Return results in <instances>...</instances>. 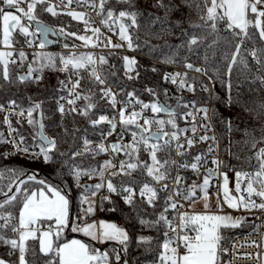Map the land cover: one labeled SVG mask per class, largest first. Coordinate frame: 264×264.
Wrapping results in <instances>:
<instances>
[{
	"label": "snow or ice",
	"instance_id": "6c2138e0",
	"mask_svg": "<svg viewBox=\"0 0 264 264\" xmlns=\"http://www.w3.org/2000/svg\"><path fill=\"white\" fill-rule=\"evenodd\" d=\"M74 2L77 4H89L97 15L101 16V23L107 26L110 31L114 24L118 25L120 41L127 42L129 49L133 48L129 29L138 26V13L136 11L125 9L120 10L117 14L113 8L106 10L105 5L109 3V0H99L98 4L96 0H67L65 7H69ZM61 3H64V0H61ZM116 3L126 4L129 9L134 8L133 0H116ZM22 5H26V7ZM204 5L206 7V15L201 16V20L204 23L202 25H194V27H208L212 32H217L219 26L223 24L224 31L229 32L233 37H239L238 42L235 44V50L230 56L226 53L224 57L228 61L229 74L232 71V67L238 62L247 67L248 60L241 54V49L245 46L246 40H252L257 34L259 39L264 41V0H204ZM156 6L166 9V11L172 10L171 7L163 3V0H157ZM38 7L43 12L50 13L53 16L60 14L57 11L58 6L51 4L49 0H0V29H2V43L6 48L11 49L13 47V33L16 31L25 38V43L28 47L35 45L37 35L42 37L39 44L35 45L40 49H43L48 42L47 36L50 32L57 35L65 34L63 28L55 30L44 24L37 14ZM65 14L71 16L74 20L83 21L86 26L85 31L89 30L90 23L89 19H85V13L68 11ZM25 19L28 22L27 24L22 22ZM33 22L36 25L35 31L30 30ZM249 29L254 31L250 33ZM90 30L93 36L77 35L74 32L68 33V35L75 36L83 41L85 45L97 47L100 42L101 29L91 27ZM93 37H95L96 42H93ZM105 39L107 41L105 46L110 45L112 48L124 47L123 43L113 44L110 37H105ZM199 39V37L193 36L189 41V46L197 45ZM33 55L34 60L28 64L26 74L15 78L20 83H25L29 80L39 83L43 79L45 68L57 69V58L53 55L43 52L33 53ZM249 55L259 65L258 71L264 70V59H262L264 57V48H252L249 51ZM13 57V51H0V65H2L0 78L4 81H12L8 66L9 63L17 64V60ZM18 58V66L23 67V64L28 59L26 52L21 49L18 52ZM123 59L127 78L129 80L138 78V72H136L135 76L131 75L137 63L135 58L125 56ZM106 62L103 56L99 58L100 64ZM96 63L97 61L91 54L79 56L71 54L67 57H59L60 67L58 70L65 72L71 68L73 70L72 74L77 76L75 82H72L70 77L68 83L60 82L62 88L68 91V96H61L60 99L65 100L67 105L70 106L66 110L65 104L58 102V111L62 115L67 111L69 113L78 112L80 115L88 116L89 111L95 107L92 102L93 94H84L78 89H80V81L83 79L80 75V70H86L89 66H93L89 73L90 77L100 85L105 84V80L101 78L95 68ZM164 63H173V60L167 58ZM34 64L38 66L34 67ZM185 67L198 73L205 71L195 67L192 63L185 64ZM152 71H156V69L153 68ZM34 73L39 74L33 76ZM164 79L170 80L173 84L179 83L180 89L187 88L188 91H194L193 86L186 83L187 73L183 74V76L180 73L165 74ZM257 79L264 84V76H258ZM69 84L71 85L70 87ZM100 91L102 93L100 98L107 99L113 109H116L117 104L120 103L121 107L117 110L119 119L117 120L115 115L111 118L101 115L98 120H92L91 123L95 126L106 122L109 125L108 136L116 132L119 124L121 134L117 141L108 145L100 143L95 148L91 146V141L85 139L83 150L73 151L70 158L75 159V157L84 154H99L111 151L117 155L123 153L126 159L120 160L118 166L112 160H106L102 165L103 170L99 171L95 168L81 169L73 166L71 170L73 180L77 187L84 189L82 203L87 204L84 209V215L79 218V222L70 220V201L64 188L52 185L44 179L38 180L36 173L27 174L22 169H0V179L4 178L6 172L15 178L7 185V191L0 187V196L4 197L3 200H0V221H2L0 222V243L9 247V256L18 252V262L12 261L11 264H30V260L27 257L30 252L33 257L36 256V246L35 244L30 246L29 241L38 243L39 253L47 257L45 264H110L108 252H101L100 249L92 244L80 239H72L70 241L62 239L65 229L71 226L72 232H80L85 237L90 238L91 241L101 244L113 241L126 245L129 239L128 233L116 223L103 220H93L90 223L84 222L96 210L94 207L95 201L90 199L87 194L90 193L91 197H95L97 192L105 187V170L109 169H115L110 171V177L122 176L128 179L122 180L118 188L109 178L106 182L108 193L120 195L123 202L132 207L134 211H140V205H147L155 210L158 206L157 202L163 201V211L159 213L155 220L148 221L142 218L139 220L141 225L149 227L162 225L166 229L164 231L165 239L162 244L163 251L160 255V264H217L218 252L224 250L220 247L222 239L221 229L235 228L240 225L243 218H234L231 215L209 214L207 211L205 213L180 212L179 209L183 205L179 203L176 197L195 203L194 198L197 195V190H199V192L203 193L204 209L208 210L210 208V197L208 194L210 177L216 174L222 161L212 159L211 163L216 168H207L202 183L198 184L193 181L185 191L180 188V185L184 182V177L179 174L174 177L171 175L174 170L189 168L199 175V170L203 166L201 161H206L205 153L197 154L193 157V162L189 164L183 160L178 163L177 160L172 158V152H175L176 156L184 158L196 144L205 143L209 140L215 141V136L207 135L211 130L210 122L200 125L205 133L204 135H201L198 139L186 138L181 143V133H186L189 129L179 127L176 111L167 103H161L158 98L153 102L144 103L136 96L134 91L126 93V101H117V93H113L111 88L104 87ZM145 91L156 95L151 88H147ZM89 93H91V90H89ZM164 95L167 96V91H165ZM29 99L31 101V98ZM79 100H84L88 103L84 107L77 109L76 104ZM180 103V101H177L178 105ZM137 105H139V110H137ZM184 106L187 107V105ZM8 107L11 111L4 116V123L11 128L10 116L25 118L27 124L33 129L32 138L35 141L33 145L29 146L25 143V137L22 135L19 136L18 141H8L15 149V152L11 154L22 153L27 154L30 159L42 158L45 163L54 162L55 154L58 152L57 137H49L45 133L46 126L43 122L42 102L31 101L27 109L21 108L19 112L16 111L19 105H17L15 100L10 101ZM4 110V105H0V112ZM145 110H150L154 115L152 117L145 116ZM208 111L206 107H201L197 110L198 113L203 114V120L210 121ZM34 113L39 114V119L34 117ZM160 113L165 114L168 118H159L158 114ZM189 116L192 117L193 121L195 120L193 113L186 112L183 114L185 120ZM17 123H21V120L18 119ZM153 126L156 128L155 131H153ZM228 128L230 131V121L228 122ZM12 131L15 132L17 130L12 129ZM191 131L193 134L197 131L195 124H193ZM125 133L131 136V140L127 143L123 139ZM0 142H4L2 134H0ZM261 143H264V136L259 141L253 139L251 147L255 149ZM32 148H38L39 150L31 151L30 149ZM213 151L214 149L210 145L208 154L213 153ZM142 153L147 154V160L141 158ZM160 153L165 155H158ZM58 154L60 156L69 155L66 152H58ZM8 155L10 154H5V158ZM249 159H255L256 161L254 171L236 172V191L241 192L240 178L245 177L247 180V198L244 195L239 197L230 196L227 186V175L221 173L224 175L223 199L228 207L232 209L239 210L242 206L248 211L253 209L264 211V147H259L254 157ZM66 163L67 161H65ZM134 173L139 176V179L134 178ZM96 175H99L101 183L95 185L80 184L81 177L87 176L91 179ZM25 176L26 179H21V177ZM29 182L39 185V187L34 188ZM170 183L172 187H170ZM14 187L15 191H13ZM9 193L12 194L9 195ZM161 193H163V196ZM253 196L259 198V203L252 198ZM101 199L102 201L108 200L111 202L110 196L107 195ZM217 201L219 208V196H217ZM9 209H15L18 215ZM116 210L115 207L108 209V211ZM169 210L176 211L177 217L169 219L168 215H166ZM177 219L178 223L175 222ZM7 231L13 233L14 237H7L4 234ZM169 233L173 235H169ZM140 240L142 243H150V238L148 237H141ZM253 244L255 245V241H253ZM181 248L184 250L183 253L179 251ZM113 251L115 252V260L119 264L121 259L119 252L115 249ZM0 264H10V262L0 259ZM125 264H127L126 261Z\"/></svg>",
	"mask_w": 264,
	"mask_h": 264
},
{
	"label": "trees",
	"instance_id": "16d2710c",
	"mask_svg": "<svg viewBox=\"0 0 264 264\" xmlns=\"http://www.w3.org/2000/svg\"><path fill=\"white\" fill-rule=\"evenodd\" d=\"M133 3L134 8L129 9L126 4L109 2L105 5V9L113 8L117 14L120 10L125 9L134 10L138 13V26L131 27L129 33L133 41L132 49L138 53L134 58L137 61L136 67L139 69V76L129 80L124 74L125 61L123 57L125 56L121 53L110 52L106 53L107 62L103 64L105 77L115 86L123 87L125 93L134 91L136 96H147L151 102L158 98L164 103H170L164 95L167 90L164 76L168 68L163 64L185 67V64L192 63L195 67L204 68L211 80L216 82L213 116L222 136L224 170H231L235 173L254 171L256 161L249 158L254 157L259 147H264V143L258 144L255 149L251 147L253 139L259 141L264 136V107H262L264 105V84L257 79L258 76H264V70L258 71L259 65L249 55V51L252 48H264V41L259 39L258 34L252 40H246L245 46L241 49V54L247 58L248 66L245 67L238 62L232 67L229 74L228 61L224 57L226 53L230 56L235 50V44L239 37H233L229 32L224 31L223 24L219 26L217 32H212L208 27H194V25L204 23L201 20V16H204L202 0H163L165 5L171 7V11L157 7V0H133ZM57 11L60 14L52 15L50 19L39 16L42 22L52 26L55 30L60 28L65 30V34L60 35V42L57 46L63 44L82 45L76 37L68 35V33L73 30L83 32L84 26L76 24L71 16L66 15L58 8ZM41 12L43 11L41 10ZM249 31L251 33L254 30L249 29ZM193 36L199 37V42L197 45L189 46V41ZM13 45H26L25 38L18 31L13 33ZM167 58H171L173 63H164ZM153 68L156 71H152ZM0 73H2V65H0ZM22 73L9 67L12 81L8 82L0 78V105L8 106L10 101L15 100L19 108L27 109L31 101L42 102L46 135L57 137L58 152H66L69 155L60 156L57 152L52 163L18 156L5 158V154H8V145L2 136L4 142H0V169L13 168L22 169L27 174L36 173L38 180L44 179L48 183L64 188L72 203L71 220L75 221V218L82 214L79 196L82 190L75 185L73 177L70 175L69 165L75 160L71 159L70 156L73 151H76L81 136L98 137L99 126H93L91 121L97 120L110 108V104L100 98L97 82L89 76L85 94H93L92 102L95 107L89 111L88 116L69 112L62 115L57 106L58 74L44 76L39 83L33 80L20 83L15 78L23 75ZM188 78L196 84L194 91H187L186 96L182 99L177 96L171 105L172 107L177 101L181 102L176 109L177 124L180 128L184 127L183 103L190 100L203 102L207 99V93L200 89L205 80L198 75H189ZM147 88L153 89L156 95L145 91ZM158 116L163 119L168 118L163 113ZM34 117L39 119V114L34 113ZM229 121L231 122L230 131L228 128ZM3 122L4 116L0 113V134ZM19 127L20 134L25 137L26 144L33 145L35 143L32 138L33 129L27 123H20ZM155 130L156 128L153 126V131ZM210 145L211 141L198 143L184 158L191 163L197 154H207ZM158 155L163 156L165 154L160 153ZM65 161H67L66 164ZM134 178L139 179V176L136 175ZM13 179L15 178L6 172L4 178L0 179V187L7 191V185ZM21 179H26V176L21 177ZM29 183L34 188L39 187V185ZM246 183L247 180L244 181V185ZM13 191H15V187ZM11 194L9 193V195ZM161 195L163 196V193ZM3 199L4 197L0 196V200ZM254 199L259 203L258 197L254 196ZM111 204L110 207L108 202H103L99 215L107 219H122L123 229L127 231L129 236L126 245L120 244L121 252L116 245H110L114 259L115 252L113 249L119 252L121 257L119 264H125V261L127 264H160L166 229L162 225L152 227L141 225L139 220L141 218L148 221L155 220L163 211V201L157 202L158 206L155 210L147 205H140V211H134L132 207L126 205L117 196L112 197ZM112 207L117 210L108 211ZM9 210L18 215L15 209ZM254 229L255 225L252 221L244 223L238 228L227 230L223 245L225 246L226 242L235 235L249 233ZM4 234L7 237H14L10 231ZM141 237L150 238V243H142ZM33 244L36 246V256L33 257L30 252L27 259L30 260V264H45L47 257L39 253L38 243L29 242L30 246ZM9 251L8 246L0 243V259L9 258L11 262L17 261V253L9 256ZM223 260L224 255L222 254L220 264H223ZM114 264H117L116 260H114Z\"/></svg>",
	"mask_w": 264,
	"mask_h": 264
},
{
	"label": "built area",
	"instance_id": "2783aa9c",
	"mask_svg": "<svg viewBox=\"0 0 264 264\" xmlns=\"http://www.w3.org/2000/svg\"><path fill=\"white\" fill-rule=\"evenodd\" d=\"M202 1L204 3V0H202ZM49 2L52 3L53 5H57L58 6L57 8L59 10H61L62 12H65V13L68 11H76V12L85 13L86 18L89 19L92 27L100 28L101 32L103 34L112 38L114 41H116L118 43H123L124 47H121V48H102V47H88V46H84V45L63 44L61 46H53V47H46L45 46L43 49H40L38 46H35V45H38L39 41H40L39 35H37V37L35 38V45L33 47H28L27 44L24 46L12 47L11 51L14 52L13 58L18 59V52L21 49L26 52L27 57L29 58L28 64L34 60L33 53L43 52V53L51 54L54 57H56L57 58V69L45 68L44 72H43V77L44 76H53L55 74H58L57 106H58V102L63 103V104H65V108L67 110L70 106L67 105L65 100H61L60 97L61 96L67 97L68 91L66 89L62 88V85L60 82L64 81L65 83H68L69 77L71 78L72 82H75V80L77 79V76L72 74L73 70H71V68L69 69V71H65V72L58 70V68L60 67L59 57L60 56L67 57L71 54H75L77 56L91 54L93 56V58L97 61L95 68H96L98 74H100L101 78L105 80L104 85H100L97 83L99 95L101 96V94H102L100 91L101 88L108 87V88L112 89L113 93H117V97H116L117 101H121V100L126 101L127 96H126V93L124 92V88L121 86H115L114 84H112L104 75L103 64L99 63V58L101 56H103L105 58V60H107L106 59V53H110V52L121 53L124 56H127L129 58H133L136 54H138L135 50L129 49L127 47V42L120 41L119 36H118V25L114 24L112 27V30L110 31L107 26H105L101 23V16H98L96 11H94L89 6V4H86V3L77 4L74 2L69 7L66 8L65 4H67V0H64V3H61V0H49ZM109 2H116V0H109ZM96 3L98 4L99 0H96ZM203 8H204V10H203L204 15H206V7L204 4H203ZM30 29H31V31H35L36 27L33 24H31ZM1 38H2V34L0 31V42H1ZM65 45H67V47H65ZM2 48L3 47L0 43V49H2ZM163 65H165L168 68L166 74L180 73L181 76H183V74L187 73L186 83L193 86V88H195L196 84L188 78L189 75H198L205 80V83L200 86V89L207 93V99L203 102H194V101L190 100V101H185L183 103V106L187 105V107L184 106L183 114L186 112H191L195 116V120L193 121L191 116H189L187 118V120H185L183 118V120H184V127L183 128H187V129H189V131L186 133H181L180 142L183 143L186 138L198 139L201 135H204L205 133L201 129L200 125L206 124L209 122L211 125V130L207 133V135L215 136V141L209 140V141H211V146L214 149V151L211 154H208V153L206 154V161L205 160L201 161V164L203 166L199 170V175L194 173L190 168L189 169H183V170H174L171 173V175L174 177L177 174H179L182 177H184V182L180 185V188L182 191H185L193 183V181H195L198 184L202 183L204 175L206 174V169L207 168H213V169L216 168V166L211 163V160L212 159H218V160L222 161V164H221L220 168L217 170L216 174L213 175L212 177H210V183H209L208 191L210 193H217L220 195L221 194L222 181H223V175L221 173L224 174L225 170H224L222 136H221L220 129H219V127H218V125L214 119V116H213V105H214V96H215V90H216V82L211 80V78L207 75L206 71L198 73V72H194L192 70H189L186 67H180V66H174V65H168V64H163ZM33 66L36 67L38 65L34 64ZM91 67H93V66H89L88 69H86V70L85 69L80 70V75H81V77H83V79H81V81H80L81 87H80V89H78V91H82L84 94L86 91V82H87L88 77L90 76L89 73L91 71ZM201 69L205 70L204 68H201ZM125 71H126V69H124V74H125ZM136 72L139 73V69L135 65L134 66V72H132L131 75L135 76ZM38 74L39 73H34L33 76H36ZM165 83L167 85V90H166L167 96H166V98L170 102V103H167L168 105L171 106L173 101L177 98V96H179V99H182L184 96H186V93L188 91L187 88L180 89L179 83L173 84V83H171L170 80H165ZM70 86L71 85L69 84V87ZM121 89H123V91H121ZM205 89H207V90H205ZM137 97L141 101H143L144 103H150L151 102L150 98L147 96H137ZM102 100L104 102L108 103L107 99H102ZM85 105H86V102L84 100H79V101H77L76 107H77V109H80V108L84 107ZM120 107H121L120 103L117 104L116 109H113L110 106V108H108L102 115L108 116L109 118H111L112 116L115 115V116H117V120H118L119 117H118L117 110ZM201 107H206L209 110L208 115L210 117V121L203 120L202 119L203 114L197 112V110ZM4 108H5V110L3 112H0V113H2L3 116L8 115L9 112L11 111L8 106H4ZM20 109L21 108L18 107V108H16V111L19 112ZM137 110H139V105H137ZM72 113L78 114V112H72ZM78 115H80V114H78ZM144 115L147 117H150V116H153L154 114L151 113L150 110H145ZM25 116H26V113H25ZM18 119L21 120V123H27L26 119L23 117L10 116L11 128L9 127L8 124L3 122V125L1 128V134L3 136L4 141L8 145L7 152H8V154H10V155H8V157L12 158V157L18 156L21 158H29V156L27 154H22V153H18V154H14V155L11 154V153L15 152V149H14L13 145L11 143H9L8 141H12V140L18 141L19 136H21L20 127H19L20 123H17ZM193 124H195V126L197 128V131L195 132V134H193L191 131ZM97 125L99 126L98 127L99 128L98 137L96 136V137L92 138V137L87 136V135L81 136L80 141H79V145L76 148V151H82L83 150V142L85 139L91 141L92 142L91 146L93 148H95L96 145H98L100 143H104V144L108 145V144H111V143L117 141V139L119 138V136L121 134L119 124L117 125L116 132H114L111 136L107 135V132L109 130V125L106 122H102V123L97 124ZM12 129H16L17 131L13 132ZM123 139H124L125 143L130 141L131 140L130 134L125 133ZM30 150L31 151H38L39 149L38 148H32ZM143 156H144V158H142ZM141 158L147 160L148 156L146 153H142ZM122 159H126V157L123 155V153L117 155V154L112 153L111 151L106 152V153H99V154L92 153V154H84L81 156H77V157H75V160L73 162H71L69 165L70 175L72 176L71 170H72L73 166H77L81 169L95 168L99 171V170H103L102 165L104 164V162L106 160H112V162L118 166L120 160H122ZM173 159L177 160L178 163L183 160L184 162H187L190 164V162H188L185 158H181V157L176 156L175 152L173 153ZM37 160H43V159L39 158ZM114 170L115 169L105 170V177H104L105 187L100 189L99 192H97L95 197H91L90 193L87 194V195H89L90 199H93L95 201L94 207L96 210H95V213L92 216L88 217L87 220L84 222L90 223L93 220H95V221L103 220V221H107V222H114L119 227L123 228V220L122 219H107V218H103L99 215V212L102 209L103 202H108L110 207L112 205L111 202L108 200L102 201L101 198L103 196H106V195L110 196L111 200H112L113 196H117V197L121 198V196L116 194V193H108L107 187H106L107 180L110 178L112 180L113 184L119 188L121 181L128 179L127 177H122V176L110 177V175H109L110 171H114ZM136 175H137L136 173L133 174V176H136ZM88 183L91 185H95L97 183H101V179H100L99 175H96L91 179H89L87 176L81 177V180H80L81 185L88 184ZM170 187H172L171 183H170ZM79 188L82 190L81 194H80V205H81L82 214L78 215L75 218V221H77V222H79V218L83 217L84 209L87 207V204L82 203V194H84V189L81 187H79ZM245 196H246V194H245ZM176 199L179 201L180 204L183 205V207L179 209L180 212H183V211L191 212L190 206H189V201L184 200L180 197H176ZM249 212L255 214V219L253 220L254 225H255V229H254V231L249 232V233H239L226 242L225 251L223 252V255H224L223 264H263L264 211H261L259 209H253ZM166 215H168L169 219H172L174 217H177L178 214L176 211L169 210V212L166 213ZM0 222H2V221H0ZM175 222L178 223V219ZM189 234H191V233H189ZM170 235H173V234L170 233ZM253 241H255V245L253 244ZM93 243L98 249L101 250V252H104V251L108 252L110 264H114V260H115L113 253L111 251L110 245H112V244L116 245L118 247L119 251L120 252L122 251L120 244L113 242V241L106 242L103 244L97 243L95 241H93ZM172 246H175V245H172ZM179 251L181 253H183L184 250L181 248V249H179ZM5 260L11 262V260L9 258H7ZM17 262H18V252H17Z\"/></svg>",
	"mask_w": 264,
	"mask_h": 264
},
{
	"label": "crops",
	"instance_id": "0c3cea01",
	"mask_svg": "<svg viewBox=\"0 0 264 264\" xmlns=\"http://www.w3.org/2000/svg\"><path fill=\"white\" fill-rule=\"evenodd\" d=\"M37 14L39 16H43V17L48 18V19H50V16H52L50 13H46V12L43 13V12H41V8L40 7H38V9H37ZM75 22H76V24H79V25L81 24V26H84V28H85V25H84L83 21L75 20ZM0 31L2 32L1 29H0ZM14 46L15 45H13V47ZM52 185H54V184H52ZM208 194H209V197H210V200H209L210 208L208 210H205L204 209V206H203L204 205V201L202 199L203 193H201V192H199V190H197V195L194 198L195 199V203H191L189 201V206H190V210H191L190 213H192V212H194V213H205L207 211V213H209V214L231 215L234 218L235 217H241L243 219L241 220L240 225H242L244 223L252 222L255 219V214L249 212L248 210H245V209H239V210H237V209H232V208H229L228 207L227 203H225L224 202V199H223V182H222V186H221V194L220 195L217 194V193H210L209 191H208ZM217 196H219V204H220V207L219 208L217 206L218 205ZM67 197H68V199L70 201L69 211H70V220H71V216H72V213H71V204L72 203H71V199L69 198L68 195H67ZM246 197H247V195H246ZM239 226H237L235 228H238ZM229 229H234V228L233 227H228V228H222L221 229V236H222V239H221V242H220L221 244H223V242H224V240L226 238L225 232L227 230H229ZM62 239L65 240V241H70L72 239H80V240H82L84 242H87V243H90L94 247H96L94 245L93 241L90 240V238L85 237L80 232H72L71 231V226L69 228L65 229V232L63 234ZM263 246H264V242H263ZM219 252H221V251H219ZM219 252H218V261H217V264H220L221 263V261H220L221 260V254L219 255ZM263 264H264V254H263Z\"/></svg>",
	"mask_w": 264,
	"mask_h": 264
},
{
	"label": "rangeland",
	"instance_id": "374dc122",
	"mask_svg": "<svg viewBox=\"0 0 264 264\" xmlns=\"http://www.w3.org/2000/svg\"><path fill=\"white\" fill-rule=\"evenodd\" d=\"M52 4V3H51ZM22 6H25L26 7V5H22ZM7 10V9H6ZM85 19H87L86 18V16H85ZM23 23H25V24H27L28 22L26 21V20H23L22 21ZM89 23H90V21H89ZM85 25V24H84ZM86 27V26H85ZM91 24H90V27H89V30L88 31H85V29H84V31L83 32H78V31H75V30H73L71 33H76L77 35H87V36H93V33H92V31L90 30L91 29ZM2 30V29H1ZM31 30V29H30ZM2 33V32H1ZM75 37V36H74ZM105 37H108V36H106L105 34H103L102 32H101V35H100V37H99V44H98V46L97 47H102V48H112L110 45L109 46H105L106 44H107V41H106V39H105ZM79 40V39H78ZM111 41H112V43L113 44H118V42H116V41H114L112 38H111ZM79 42L82 44V45H84V46H88V47H92L91 45H85L84 44V42L83 41H81V40H79ZM93 42H96V40H95V37H93ZM1 45H2V49H0V51H11V49H9V48H6L4 45H3V43H2V39H1ZM29 59V58H28ZM28 59H27V61H25V63L23 64V67H19L18 65H19V58L18 59H16L17 60V64H11V63H9V66L8 67H10V69H15V70H19L20 72H23L22 74H24L25 73V71L27 70V68H28ZM161 114V113H160ZM159 115V114H158ZM152 117V116H151ZM160 118V117H159ZM142 158H144V157H142ZM146 158V157H145ZM223 158H224V155H223ZM224 174H226L227 175V178H228V189H229V195L230 196H233V197H239V196H241V195H244L245 196V194L247 195V192H246V185H244V181L246 180V178L245 177H241L240 178V184H241V192H237L236 191V183H237V177H236V173L235 172H232L231 170H227V171H225L224 172ZM223 189H224V175H223ZM79 194H81V192L79 193ZM80 196V195H79ZM245 198H247L246 196H245ZM253 199H254V196L252 197ZM239 209H244L242 206L239 208ZM220 247L222 248V249H224L223 251H221V252H219V255L221 254V260H222V254H223V252L225 251V246L223 245V244H221L220 243ZM220 260V261H221Z\"/></svg>",
	"mask_w": 264,
	"mask_h": 264
},
{
	"label": "water",
	"instance_id": "95a60500",
	"mask_svg": "<svg viewBox=\"0 0 264 264\" xmlns=\"http://www.w3.org/2000/svg\"><path fill=\"white\" fill-rule=\"evenodd\" d=\"M44 24H46L45 22H43ZM33 25L36 27V25H35V23H33ZM46 25H48V24H46ZM50 26V25H49ZM51 28H53L52 26H50ZM53 29H55V28H53ZM39 38L40 39H42V37H40L39 36ZM59 38H60V35H57V34H54V33H52V32H50L49 34H48V36H47V43H46V47H53V46H57L58 44H59ZM26 72H27V70L25 71V73L24 74H26ZM160 101V100H159ZM161 103H164V102H162V101H160ZM177 107H178V104L177 103H175L173 106H172V108L173 109H175V111H176V109H177ZM88 185H91V184H89L88 183Z\"/></svg>",
	"mask_w": 264,
	"mask_h": 264
}]
</instances>
